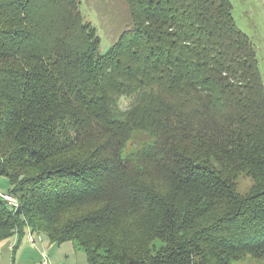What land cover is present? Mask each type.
Returning a JSON list of instances; mask_svg holds the SVG:
<instances>
[{
    "label": "trees",
    "instance_id": "obj_1",
    "mask_svg": "<svg viewBox=\"0 0 264 264\" xmlns=\"http://www.w3.org/2000/svg\"><path fill=\"white\" fill-rule=\"evenodd\" d=\"M124 1L130 24L100 53L80 0H0V176L17 200L0 196V239L28 228L87 264H264L253 43L229 0Z\"/></svg>",
    "mask_w": 264,
    "mask_h": 264
},
{
    "label": "rangeland",
    "instance_id": "obj_2",
    "mask_svg": "<svg viewBox=\"0 0 264 264\" xmlns=\"http://www.w3.org/2000/svg\"><path fill=\"white\" fill-rule=\"evenodd\" d=\"M232 6V17L237 28L248 36L253 43L257 65L264 86V0H229ZM79 10L84 21L90 22L100 39V53H105L117 40L120 34L130 24L129 10L124 0H80ZM132 148H126L131 151ZM251 180L247 177H240L238 180V191H247ZM12 184L6 176H0V191L7 193ZM28 228L22 235L19 245L15 234L0 239V264H28L26 260L33 258L38 261L39 252L47 247L49 239L46 235L34 232L35 242L27 239ZM40 238V240H39ZM41 239L43 240L41 242ZM51 243V242H50ZM54 244V243H53ZM12 246H17L15 251ZM159 243H156V247ZM73 248H76L73 250ZM48 254L52 255L53 261L57 262L66 259L70 255V264H87L86 255L82 249L77 248L70 241L59 244L48 245ZM44 259V258H42ZM232 264H262V261L250 254L243 258L233 260Z\"/></svg>",
    "mask_w": 264,
    "mask_h": 264
},
{
    "label": "crops",
    "instance_id": "obj_3",
    "mask_svg": "<svg viewBox=\"0 0 264 264\" xmlns=\"http://www.w3.org/2000/svg\"><path fill=\"white\" fill-rule=\"evenodd\" d=\"M43 240L41 239V242H42ZM20 243L18 242V244H17V246L19 245ZM50 244H52V245H55V244H53V243H50V242H48V245L50 246ZM48 245H47V247L45 248V247H43V244H42V250L41 251H38L39 252V259H38V261H35V262H33V258H31V259H28V260H26L25 259V261L26 262H31V263H28V264H70V255H66V259H64V260H60V261H57V262H54L53 261V256L52 255H49L48 254ZM13 247L14 246H12V249H13ZM76 248H73V250H75ZM15 251V250H14ZM42 258H44V259H42ZM72 264H76V263H72Z\"/></svg>",
    "mask_w": 264,
    "mask_h": 264
},
{
    "label": "built area",
    "instance_id": "obj_4",
    "mask_svg": "<svg viewBox=\"0 0 264 264\" xmlns=\"http://www.w3.org/2000/svg\"><path fill=\"white\" fill-rule=\"evenodd\" d=\"M0 196H1L2 198H4L5 200H7L8 203H9L10 205H12V206H17V200H16L14 197H12L11 195H9V194H7V193H4V192H1V191H0ZM33 233H34V232H32V231L29 230V229H28V232H26V234H27V239H28L30 242H32V243L35 242V238H34V236H33ZM37 235H40V234H37ZM39 240H40V238H39Z\"/></svg>",
    "mask_w": 264,
    "mask_h": 264
}]
</instances>
